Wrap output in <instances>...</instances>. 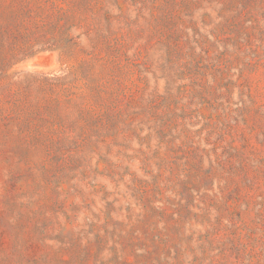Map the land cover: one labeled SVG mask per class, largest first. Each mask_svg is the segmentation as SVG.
<instances>
[{
    "label": "rangeland",
    "instance_id": "1",
    "mask_svg": "<svg viewBox=\"0 0 264 264\" xmlns=\"http://www.w3.org/2000/svg\"><path fill=\"white\" fill-rule=\"evenodd\" d=\"M0 264H264V0H0Z\"/></svg>",
    "mask_w": 264,
    "mask_h": 264
}]
</instances>
